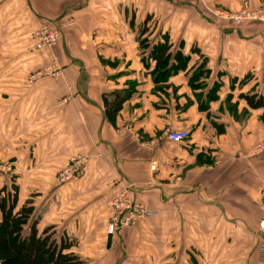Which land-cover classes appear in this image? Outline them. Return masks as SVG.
Wrapping results in <instances>:
<instances>
[{"label":"crops","instance_id":"obj_1","mask_svg":"<svg viewBox=\"0 0 264 264\" xmlns=\"http://www.w3.org/2000/svg\"><path fill=\"white\" fill-rule=\"evenodd\" d=\"M152 1L0 0V162L16 211L31 193L24 235L33 226L77 264H264V155L253 152L264 113L239 98L263 82L264 35L249 56L257 40L202 19L194 1ZM184 12L196 22L163 19ZM43 26L61 32L58 81L30 80L50 59L30 50ZM164 48L163 70L151 52ZM74 163L79 179L57 183ZM126 184L154 215L109 235L108 201Z\"/></svg>","mask_w":264,"mask_h":264},{"label":"trees","instance_id":"obj_2","mask_svg":"<svg viewBox=\"0 0 264 264\" xmlns=\"http://www.w3.org/2000/svg\"><path fill=\"white\" fill-rule=\"evenodd\" d=\"M153 59L160 69L166 68L168 49H152ZM239 98L249 110H262L264 113V92L252 91L242 94ZM121 101H114L106 109L109 120H113L121 108ZM189 138L184 142L186 143ZM2 192V191H1ZM17 192L13 189L10 195L0 194V263L1 264H77L76 258L62 254L47 238L37 237L34 227H30L29 234L24 235L32 209L23 206L16 211Z\"/></svg>","mask_w":264,"mask_h":264},{"label":"rangeland","instance_id":"obj_3","mask_svg":"<svg viewBox=\"0 0 264 264\" xmlns=\"http://www.w3.org/2000/svg\"><path fill=\"white\" fill-rule=\"evenodd\" d=\"M180 1L182 3L179 4V6L182 8L184 6L187 7L186 4L192 5L193 3L191 1H194V4L192 5V6H194L193 8L198 9L199 13L202 14V15H200L202 17V19L204 17L206 19V21L209 23H216V24L227 26L229 28H236L238 31V34L239 35L241 34L243 36L244 40L248 41V43H249L248 47L250 46L251 38L252 37L255 38L254 41L257 40L256 46L258 48L257 49H254V48L248 49L249 56L253 55L251 53L254 52L255 50L259 51L260 44H258L257 42L260 41L261 37H259L257 35H259L260 33L262 35H264V0H230V2H226V3L219 2L218 0H180ZM152 2H153V4L156 5L157 8L160 6L159 4L161 3L159 0H153ZM162 3H163V1H162ZM190 5H188V6L191 8ZM162 6L164 7V4H162ZM167 9L169 11H175V12H173L175 14L177 12H178V14L182 13L181 11H179V10H181V8H178V7L177 8L176 7L171 8L170 6H167ZM168 13H171V12H168ZM183 14H185V12ZM175 17L176 16H163V19L164 20L166 19L168 22H172V23H174V22L181 23L182 22V23L187 24V23L192 22L193 20H194L193 21L194 23L196 22L195 17H193L191 15L188 16L185 14L183 16H178L177 20L175 19ZM157 18L159 19L158 16H157ZM157 18L152 17L151 20L149 19V21H151L152 23H156V22H158ZM46 27H48V26H46ZM229 34H231V33H229ZM60 41H61V38L58 41V43L56 44V46L51 48V49L35 50L34 49V39H33V44L30 47V50L34 51V52H39V53H50V59L39 71H37V73H34V75H32L30 77L31 79L29 78L31 81L32 80L34 81L37 78L47 79L48 81H58V80L63 79V71L61 73L60 79H57V80L45 77L43 75H38L40 72H42L44 70L45 67H47L49 64L53 63L54 61H56L57 63L60 64V62L58 60V56L55 54V49H56L57 45L60 43ZM262 55H263V61H264V42H263V48H262ZM262 65L264 66V64H262ZM61 69L63 70L62 65H61ZM35 75H37V76H35ZM250 86L251 85H249L248 87H250ZM252 91H254V89L248 91L246 94H249ZM257 91L260 93L264 92V78H263L262 84L259 86ZM227 110L230 113V115L231 114L234 115L235 114L234 112H238V111H236L237 109H234V106L231 107L230 109L227 107ZM247 114H248V112L246 110L244 112H241L240 118L244 119L247 116ZM239 115L236 117L237 119H239ZM261 118H262V121L264 122V114H262ZM259 145L262 146L263 149H262L261 153H258V156L264 155V129H263L262 139L253 145V150L256 146H259ZM76 168H77V171L79 173V163H77ZM62 169H60V170H62ZM58 177L59 176L57 174L56 180H58ZM78 179H79V177L76 176L74 179H72L70 181H75V180L77 181ZM14 180H15V177L13 175H1V177H0V194L1 195L5 194V190L4 191H2V190L5 189L6 187H8V191H9L10 195L13 193L12 188L14 187V183H15ZM70 181H67V182H70ZM57 183H58V181H57ZM4 184L7 186H4ZM59 184H64V183H59ZM126 185H124L123 187H125ZM113 194H112V196H113ZM29 197L31 198V193H25V197L24 196L21 197V200H20V201H24L23 205H25L27 207H30L29 205L31 204L30 201L28 202L26 200V199H30ZM23 199H25V200H23ZM139 222H136L133 225L128 226L125 229L117 231V232L130 231V230L138 229V225L141 224ZM106 228H107V225H106Z\"/></svg>","mask_w":264,"mask_h":264},{"label":"built area","instance_id":"obj_4","mask_svg":"<svg viewBox=\"0 0 264 264\" xmlns=\"http://www.w3.org/2000/svg\"><path fill=\"white\" fill-rule=\"evenodd\" d=\"M241 18V17H240ZM61 38V33L58 30L43 26L33 34L34 49H51L56 46ZM61 65L54 61L44 68L38 75H43L52 79H60L62 73ZM37 76V75H35ZM164 137L173 143H184L189 138L188 131H174L166 129ZM263 147L256 146L253 150L255 154L261 153ZM77 163L67 165L58 172V183H65L74 179L77 176ZM3 164L0 162V171L10 175L8 168L3 169ZM132 185H126L116 190L108 201V207L111 209V215L107 224L106 231L109 235H113L117 231L123 230L136 222L149 219L154 215V212L148 210L144 205L137 203L131 197ZM264 227V223L261 224ZM262 257L264 258V243L262 245Z\"/></svg>","mask_w":264,"mask_h":264}]
</instances>
